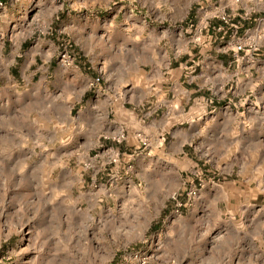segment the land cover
<instances>
[{
    "label": "rangeland",
    "instance_id": "374dc122",
    "mask_svg": "<svg viewBox=\"0 0 264 264\" xmlns=\"http://www.w3.org/2000/svg\"><path fill=\"white\" fill-rule=\"evenodd\" d=\"M1 1L0 264H264V164L237 149L206 156L197 142L195 165L168 151L176 126L139 131L155 115L151 94L170 82L161 88L159 72L151 87L139 70L111 67L119 0ZM202 1L191 22L149 14L158 47L174 44L163 71L180 74L183 57L201 56L199 36L210 32L199 24L216 25L215 15L229 16L225 36L230 25L236 38L264 28V0ZM224 41L199 59L218 60ZM232 103L250 118L262 110L253 97ZM127 138L136 146L123 151ZM112 151L126 155L113 163ZM199 183L194 198L179 197Z\"/></svg>",
    "mask_w": 264,
    "mask_h": 264
},
{
    "label": "crops",
    "instance_id": "0c3cea01",
    "mask_svg": "<svg viewBox=\"0 0 264 264\" xmlns=\"http://www.w3.org/2000/svg\"><path fill=\"white\" fill-rule=\"evenodd\" d=\"M205 1L209 2V0ZM118 3L122 6L112 18L111 40L112 47L119 52V55L113 58L111 67L116 70L126 68L139 70L142 77H148V85L151 87L155 85L154 80L159 81L156 78L159 72L162 75H168L166 78H161V88L164 89V84L170 82L167 90H161L159 95L151 94V97H154L151 103L155 115L148 121L147 113L144 117L145 121H139V131L148 135V124L176 126V133L170 135V140L167 142L168 151L176 150L184 162L191 161L195 165H198L197 159L193 156L194 144L197 142L206 156L213 158L226 156L237 149L248 152L254 159V164H264V59L256 58L254 64L239 59L242 52L237 53L233 48V29L229 30L227 36L211 29L209 35L199 36L201 40H198L200 48L197 53L202 56L204 51L214 48L213 43L219 41L218 43L221 44V41L225 39L226 46L222 48L223 53L219 59L215 60L209 55L199 59L201 56H198L197 60L191 61L192 64H190L188 61L191 58L183 57L178 67L172 69V71L180 70V74L173 75L163 70L168 69V49L174 44L168 38L162 43L163 48L158 47L163 38L157 39L153 35L154 28L150 23L149 14H156L160 20L172 18L184 22L191 12L193 20L202 9L197 6L203 1L119 0ZM208 6L206 4V7ZM125 10L128 11L125 12ZM217 22L219 24L212 27L221 25L218 20ZM262 22L253 29L255 34L261 36L259 48H264ZM191 26L193 25H188V28ZM181 28L188 32L187 27L181 26ZM209 32L205 31V33ZM183 51L187 52L186 49ZM208 60L211 63H208ZM196 71L197 73L192 75ZM216 72L218 76L221 75L222 84L215 83ZM182 76L185 79H182ZM229 81H235V85L231 84L229 89L219 96L218 91L224 89ZM140 97L143 100L148 98L147 94H140ZM238 97L245 101L253 97L256 103L262 104V110L259 104L254 105L257 108V110L254 109L255 113H257L252 116L254 118H250L248 109L241 110L237 104L232 103ZM221 102L222 105H220ZM231 104L235 108L228 109L227 105ZM158 115H160L159 118H155ZM207 115H210L209 119ZM121 123L119 121L122 126ZM134 146L136 145L127 138L122 149L128 151L127 147ZM160 149L163 150V148ZM152 153L150 151L149 157H152ZM122 155L126 154L122 153Z\"/></svg>",
    "mask_w": 264,
    "mask_h": 264
},
{
    "label": "built area",
    "instance_id": "2783aa9c",
    "mask_svg": "<svg viewBox=\"0 0 264 264\" xmlns=\"http://www.w3.org/2000/svg\"><path fill=\"white\" fill-rule=\"evenodd\" d=\"M2 5L3 3L0 0V7H2ZM214 17L220 22L221 25L212 27V25H210V23L207 22L206 20L204 24H199L200 25L199 32H202L203 30L209 32L211 29H213L215 32L225 35L226 31L224 30V26L228 23L229 16L215 15ZM230 26L233 27L232 37L235 39V41L233 42V48L237 53L243 52V55H241L239 59L247 60L249 61V64H254L256 62L255 56H258V52L260 49L259 42L261 40V36L252 32L253 30L250 31V29H246L241 36H238L236 38L235 36L237 35V30H234L236 29V26L234 25H230ZM65 59H66L65 55H62L61 62H64ZM136 137H137L138 143L144 146V149L149 147L148 142H145V138L140 133H138ZM163 143H164V138H161L158 140L157 145L162 146ZM112 153H113V158H112L113 163H117L118 160H120L121 156H123L122 153H119L118 151L117 152L112 151ZM199 186H201L200 183L197 185L190 186L188 188H184L182 190V194H180L179 197L183 196L187 198L188 200L194 198L199 191L198 189ZM173 200L177 201V198L173 197ZM177 206L184 207L186 206V202L185 203L180 202L177 204Z\"/></svg>",
    "mask_w": 264,
    "mask_h": 264
},
{
    "label": "trees",
    "instance_id": "16d2710c",
    "mask_svg": "<svg viewBox=\"0 0 264 264\" xmlns=\"http://www.w3.org/2000/svg\"><path fill=\"white\" fill-rule=\"evenodd\" d=\"M187 22H191L192 21V17H191V12H190V15L188 16V18H187V20H186ZM217 24H219L218 22H217ZM216 24V25H217ZM165 214V213H164ZM152 228H153V226H152Z\"/></svg>",
    "mask_w": 264,
    "mask_h": 264
}]
</instances>
